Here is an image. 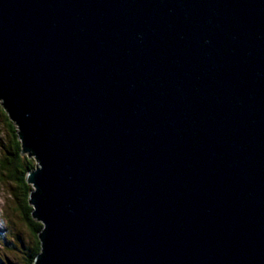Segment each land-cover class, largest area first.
I'll return each mask as SVG.
<instances>
[{
    "label": "water",
    "instance_id": "obj_1",
    "mask_svg": "<svg viewBox=\"0 0 264 264\" xmlns=\"http://www.w3.org/2000/svg\"><path fill=\"white\" fill-rule=\"evenodd\" d=\"M32 264H264V0H0Z\"/></svg>",
    "mask_w": 264,
    "mask_h": 264
},
{
    "label": "trees",
    "instance_id": "obj_2",
    "mask_svg": "<svg viewBox=\"0 0 264 264\" xmlns=\"http://www.w3.org/2000/svg\"><path fill=\"white\" fill-rule=\"evenodd\" d=\"M0 115L12 134V136H10L9 149L5 150V158L0 160V173H3L1 177L11 182V184H14L13 197L16 201L17 209L22 216V222L25 224L32 237L31 245L28 247L27 253L23 256L19 264H32L35 256L40 250L37 233L40 232L42 226L31 216L32 208L29 205L28 196L32 189L31 186L26 183L25 177L28 171L34 169L35 164L33 158L31 159L27 155L21 154V144L18 140L16 127L9 120L1 105ZM16 237L20 239L18 235Z\"/></svg>",
    "mask_w": 264,
    "mask_h": 264
},
{
    "label": "rangeland",
    "instance_id": "obj_3",
    "mask_svg": "<svg viewBox=\"0 0 264 264\" xmlns=\"http://www.w3.org/2000/svg\"><path fill=\"white\" fill-rule=\"evenodd\" d=\"M10 136L9 127L0 115V160L5 158V150L9 149ZM13 194L14 184L5 178L0 180V264H19L32 240ZM17 235L20 239H17Z\"/></svg>",
    "mask_w": 264,
    "mask_h": 264
}]
</instances>
